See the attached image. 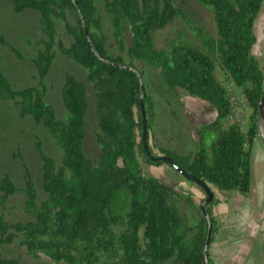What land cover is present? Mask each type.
Listing matches in <instances>:
<instances>
[{
    "label": "trees",
    "instance_id": "trees-1",
    "mask_svg": "<svg viewBox=\"0 0 264 264\" xmlns=\"http://www.w3.org/2000/svg\"><path fill=\"white\" fill-rule=\"evenodd\" d=\"M196 1L210 8L215 26L214 36L195 28L201 47L181 40L161 47L154 44L155 30L175 17H184L174 0H9L14 12L24 8L37 11L40 35L29 58L32 82L16 86L0 71V99L11 100L20 117L29 116L41 125L60 157L55 161L36 145L44 193L41 199H37L27 169L19 188L7 174L0 175V205L20 190L25 195L23 210L30 216L26 221L9 222L0 215V243L18 238L25 251L36 258L35 264H51L39 253L63 264H204L207 227V247L216 230L210 211L216 198L205 205L207 220L201 216L195 224L186 225L173 202L179 193L142 168L141 162L170 163L150 160L143 149L137 77V73L142 77L143 71L132 60L151 64L166 87H180L214 111L209 122L195 128L193 150L180 154L170 147H158V156L171 159L208 186L247 195L249 152L264 91V74L251 52L253 23L262 0ZM102 15L110 32L108 41ZM56 20L69 37L67 44L58 36ZM0 43H6L1 33ZM10 48L21 58L15 47ZM55 50L78 64L91 84L96 163L82 148L87 107L83 81L70 71L63 72V119L55 116L52 104L44 99L45 75ZM215 64L247 100L250 111L245 131L235 122L222 126L231 103L225 85L213 73ZM142 103L147 131L153 103L145 91ZM146 147L149 155L156 157L147 143ZM0 264L23 263L0 253Z\"/></svg>",
    "mask_w": 264,
    "mask_h": 264
},
{
    "label": "rangeland",
    "instance_id": "rangeland-1",
    "mask_svg": "<svg viewBox=\"0 0 264 264\" xmlns=\"http://www.w3.org/2000/svg\"><path fill=\"white\" fill-rule=\"evenodd\" d=\"M174 1L182 8L184 17H175L155 30L154 44L161 47L171 40H181L201 47L195 28L215 35L210 8L196 0ZM37 15V11L32 8L14 12L10 8L9 0H0V33L6 40L5 44L0 43V71L16 86L32 82L30 74L33 72V65L29 58L36 48L34 40L40 35ZM55 24L58 36L67 44L69 37L61 22L56 20ZM102 28L108 41L110 32L103 15ZM253 32L255 41L251 52L264 74V0L254 19ZM125 41H128L127 37ZM11 46L20 52L21 58L11 50ZM110 50L114 51L115 48L110 47ZM123 54L127 58L126 53ZM132 61L137 69H142L143 92L150 96L153 103L151 125L146 131V143L152 154L161 155L158 147H170L180 154L193 150L197 139L195 128L214 117L213 109L204 100L188 95L180 87H166L151 64L138 59ZM64 71L72 72L84 83L87 107L82 148L85 155L96 163L98 149L94 142V133L97 126L91 84L85 78L84 70L58 50H55L45 75L44 99L52 104L55 116L63 119L65 109L61 101L60 87ZM213 73L225 85L231 103L230 114L223 120L222 126L235 122L245 131L250 111L246 98L239 87L225 77L218 64H215ZM257 124V134L249 152L250 178L247 195L209 185L213 197L216 198L215 203L210 206L211 214L215 217L216 230L207 247L204 264H264V124L259 121ZM37 144L44 154L58 161L60 151L41 125L36 124L29 116L20 117L17 105L11 100L0 99V175L7 174L19 188L23 183L24 170L27 169L33 180L37 199H41L44 193L40 186ZM141 165L147 174L179 193L173 196V202L186 225L190 226L199 221L203 216L200 205L204 193L196 184L182 177L165 162L158 165L141 162ZM24 199L23 192L15 191L0 205V215L9 222L30 219L23 210ZM141 234L139 229L140 241ZM0 253L2 256L17 258L23 264H35L37 261L25 251L18 238L8 244L0 243ZM39 257L51 264H63L54 263L40 253Z\"/></svg>",
    "mask_w": 264,
    "mask_h": 264
},
{
    "label": "water",
    "instance_id": "water-1",
    "mask_svg": "<svg viewBox=\"0 0 264 264\" xmlns=\"http://www.w3.org/2000/svg\"><path fill=\"white\" fill-rule=\"evenodd\" d=\"M84 32L86 34V30L84 28ZM86 39L88 40V37L86 35ZM119 67H123V68H129V66L127 65H121V64H116ZM133 68V67H132ZM134 71L137 72V70L135 68H133ZM137 77L139 80V108H140V115H141V141H142V146L143 149L145 150L146 154L149 156L150 160L152 161H158V160H165L167 162L170 163V165L172 166V168L177 171L182 177H184L185 179H188L189 181L193 182L194 184H196L204 193V198L201 202V210L203 213L204 218L207 220L208 215L207 212L205 211L204 205L206 203H208L209 201H211L213 194L211 189L209 188V186L207 184H205L203 181H201L200 179L192 176L191 174L185 172L184 170H182L181 168H179L177 165H175L171 159L166 158L164 156H150L148 151H147V147H146V127H145V116H144V108H143V103H142V93H143V86L141 83V77L140 75L137 73ZM257 118L258 121L261 124H264V91L258 101V105H257ZM208 234H209V228L207 227L206 230V237L204 240V245H203V253L205 252L206 248H207V241H208Z\"/></svg>",
    "mask_w": 264,
    "mask_h": 264
}]
</instances>
